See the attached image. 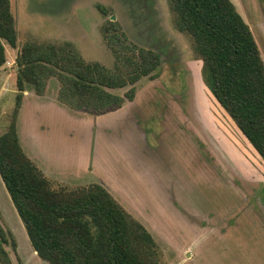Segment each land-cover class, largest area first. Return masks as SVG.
<instances>
[{"label":"rangeland","instance_id":"374dc122","mask_svg":"<svg viewBox=\"0 0 264 264\" xmlns=\"http://www.w3.org/2000/svg\"><path fill=\"white\" fill-rule=\"evenodd\" d=\"M232 2L264 59V0ZM11 4L18 46L7 47L6 64L0 67V136L9 129L17 96L13 79L18 67L9 61L18 57L23 45L70 43L87 62L113 70L117 59L103 29L116 21L131 43L160 54L162 66L157 79L137 84L139 101L129 108L123 126L107 117L95 120L91 130L98 155L92 158L95 171L87 176V184H97V178L111 180L131 196L123 197L128 207L114 198L153 236L163 264H264V161L204 83L203 61L192 36L179 30L169 0ZM49 85L54 91L59 82L52 78ZM36 110L23 109L22 139L36 134L55 165H91L85 156L90 124L85 122L82 134L77 133L76 122L59 128L56 119L48 122L37 117ZM50 123L45 136L40 127ZM125 132H131L126 141L111 140ZM52 187L64 188L57 183ZM0 213V223L16 240L15 249L5 246L13 264H48L34 252L1 177Z\"/></svg>","mask_w":264,"mask_h":264},{"label":"trees","instance_id":"16d2710c","mask_svg":"<svg viewBox=\"0 0 264 264\" xmlns=\"http://www.w3.org/2000/svg\"><path fill=\"white\" fill-rule=\"evenodd\" d=\"M169 2L179 30L194 40L204 83L264 161V59L250 26L232 0ZM11 7V0H0V67L7 47L18 46ZM103 30L116 55L113 70L87 62L70 43L23 45L16 59L13 118L0 136V177L34 252L48 264H163L153 236L103 186L54 190L20 144L17 120L29 87L41 96L56 78L61 104L100 116L134 101L141 80L160 76V54L131 43L116 21ZM6 245L17 246L0 223V263L13 264Z\"/></svg>","mask_w":264,"mask_h":264},{"label":"crops","instance_id":"0c3cea01","mask_svg":"<svg viewBox=\"0 0 264 264\" xmlns=\"http://www.w3.org/2000/svg\"><path fill=\"white\" fill-rule=\"evenodd\" d=\"M16 59H17V56L15 58L11 57L10 59L11 62L9 61V63L11 65L13 64L17 65ZM8 75L12 77L13 73L8 74ZM13 80H15V87H16V76ZM48 88H49V92H48ZM4 90L5 89H3V91ZM51 91L52 90L48 82L46 92L44 93V95H41V96L37 95L32 87H29L27 91L24 92L23 103L20 109L18 120H17V132H18V136L20 139V144L24 152L26 153V155L30 158V160L38 167V169L44 174V176L48 178L52 183H57L67 188H79V187L88 186L86 178L87 176L92 175L95 171V168H93L92 158L98 155V153H96L97 137L95 139L93 138V129L91 130V128H93L94 126L95 120L97 119L99 120L100 118L107 117L109 118V120L113 122L116 121L115 124L119 122L121 123L124 116L125 115L127 116V112L129 108L133 104H135L137 101H139V95H140L139 89L137 91V87H136L137 92H136V97L134 101H127L124 103V105L120 109L106 113L104 115H100V116L88 114L85 112H76V111L69 109L65 105L61 104L58 100L59 85L54 91L52 92ZM30 106L34 107L35 110L37 109L36 110L37 117L41 116L43 118L44 116L48 122H54V119H56L57 122H59L58 123L59 128L65 126V123L68 121H71L74 123L76 122V125L78 126H75V125L74 126L76 127V129L77 127H79V130L77 131V133L80 131L82 134V128L84 127V124L85 122H88L90 124V130H89V144H90L89 147L90 148H88L86 153L84 149V153H85L86 159L90 160L91 165L87 164L85 166V163H83L82 165L76 168H70L68 166H63V165H55L54 164L55 162L49 160L45 152L40 147L39 140H38L39 138L36 137L37 136L36 134L34 137L32 135L26 134L25 138L22 139L19 133L20 117L22 116L23 109L25 107L29 108ZM82 115H87L89 116L90 119L85 121V118H83ZM124 122L125 121H122V126L124 125ZM137 125L139 128L141 127L140 123ZM65 127L67 128V126ZM51 129H52L51 123L48 125L44 124L40 127L41 131H45L44 132L45 136L49 134L48 131H50ZM129 134L131 135V132H125L122 136L121 134H119V136H116L115 138L111 140L126 141L128 139L127 137H129ZM141 162L143 164V161ZM141 162L138 164V166H141ZM97 180H98L97 184L103 186L113 197H120V199L119 198L117 199L122 201L121 203H123L126 207H128L126 205V201H125L126 199H124L123 197H131V196L127 195V193L123 189L113 185L111 180L102 179V178L101 179L97 178ZM92 184H96V183H92ZM128 210L130 211V208H128Z\"/></svg>","mask_w":264,"mask_h":264}]
</instances>
